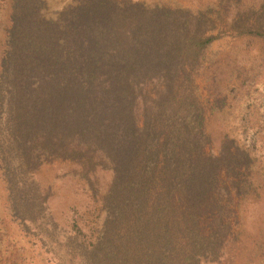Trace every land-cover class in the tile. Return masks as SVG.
<instances>
[{
  "label": "trees",
  "instance_id": "trees-1",
  "mask_svg": "<svg viewBox=\"0 0 264 264\" xmlns=\"http://www.w3.org/2000/svg\"><path fill=\"white\" fill-rule=\"evenodd\" d=\"M43 8V0H0V109L9 136L8 153L0 148V264H54L10 197L9 152L30 172L72 162L94 197L90 174L110 171L96 197L99 218L64 237L79 264L233 260L243 245L237 202L261 186L249 150L233 137L224 132L209 147L196 76L220 31L264 36V0L197 8L68 0L51 16ZM204 78L208 109H221L216 81Z\"/></svg>",
  "mask_w": 264,
  "mask_h": 264
},
{
  "label": "rangeland",
  "instance_id": "rangeland-1",
  "mask_svg": "<svg viewBox=\"0 0 264 264\" xmlns=\"http://www.w3.org/2000/svg\"><path fill=\"white\" fill-rule=\"evenodd\" d=\"M43 1L44 14L51 16L68 0ZM143 1L197 8L210 0ZM257 2L242 0L243 4ZM206 59L203 75L196 76V82L211 138L209 147L215 149L224 132L233 137L249 150L253 158L251 177L261 186L257 196L239 198L236 210L243 238L242 249L233 260L221 264H264V36L238 35L222 30L207 46ZM204 75H211L222 93L223 105L219 110L211 112L208 109L205 85L209 82ZM0 145L4 153L7 152L9 136L3 108L0 109ZM7 156L11 171L10 197L44 239L54 264H79L78 259L69 254L64 237L76 228L81 231L91 229L99 218L101 210L96 197L103 192L110 171L97 167L90 174L96 189L94 197L70 161L42 162L30 172L23 170V165L11 152ZM1 187L0 182V194Z\"/></svg>",
  "mask_w": 264,
  "mask_h": 264
}]
</instances>
